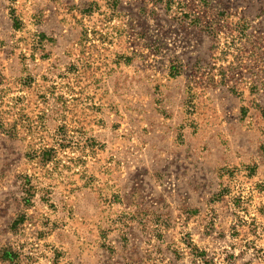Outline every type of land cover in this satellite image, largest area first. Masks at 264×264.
<instances>
[{"label": "rangeland", "instance_id": "374dc122", "mask_svg": "<svg viewBox=\"0 0 264 264\" xmlns=\"http://www.w3.org/2000/svg\"><path fill=\"white\" fill-rule=\"evenodd\" d=\"M0 264H264V0H0Z\"/></svg>", "mask_w": 264, "mask_h": 264}]
</instances>
